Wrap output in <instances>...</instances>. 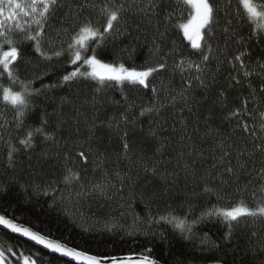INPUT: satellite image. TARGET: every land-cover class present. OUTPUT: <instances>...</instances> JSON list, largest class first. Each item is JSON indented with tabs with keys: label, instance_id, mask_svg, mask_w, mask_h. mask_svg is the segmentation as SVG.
I'll return each mask as SVG.
<instances>
[{
	"label": "trees",
	"instance_id": "1",
	"mask_svg": "<svg viewBox=\"0 0 264 264\" xmlns=\"http://www.w3.org/2000/svg\"><path fill=\"white\" fill-rule=\"evenodd\" d=\"M83 2L66 0V5L72 7L57 11L49 33L55 36L62 21L64 27L72 25L68 14ZM103 2L92 0L96 5ZM158 2L153 13H141L136 8L126 13L122 34L101 53L106 61L126 66L166 60L167 68L153 82L157 96L167 105L158 115L139 116L141 108L153 100L149 89L125 86L122 92L117 86H109L97 92L93 82L65 83L61 77L70 70L69 65L63 60H43L30 45L25 46L27 57L19 62V75L32 79L39 93L31 98L34 107L26 113L20 128L16 127L12 107L0 102V213L47 237L101 257L148 255L163 264H264V220L260 218L242 219L228 236L225 223L207 217L195 224L190 238L159 219L170 208L177 215L188 214L191 221L213 205L229 206L243 199L256 207L260 201L264 179L259 170L264 156L258 152L249 156L255 152L254 137L244 133L238 122L256 124L258 131L259 113L264 110V92L259 89L264 79L255 74L245 77L229 61L242 51L248 65L256 67L264 62V39L250 38L252 26L235 15L237 0H231V4L229 0H212L218 11L213 56L207 65L208 87L193 80L186 104H167L187 76L174 70L173 65L185 57L198 60V56L173 26L181 13L187 16L189 9L181 5L177 11L175 0ZM170 12H174L171 21L167 19ZM89 15L97 18L98 7L83 9L79 19ZM229 19L231 25L227 24ZM224 27H229L228 33ZM60 39L66 41L68 35L61 33ZM157 46L160 51L153 55ZM0 83L7 86L8 81L0 78ZM253 89L255 98L250 95ZM245 100L247 110L242 117L229 119ZM124 115L129 122L122 121ZM42 117L48 121L46 131L54 139L38 136L33 148L24 149L19 139L28 126H39ZM212 129L216 132L207 135ZM150 130L156 135H150ZM125 139L129 143L127 154L123 149ZM221 140L231 152L228 159L233 174L224 171L226 164H219ZM9 143L18 149L11 166L7 159ZM193 147L195 151L189 156ZM79 151L85 152L87 163L78 156ZM241 152L243 155L238 157ZM237 158L246 162V168L237 166ZM66 166L79 172L81 180L64 184ZM153 166L155 174L145 171V167ZM94 185L104 186V195L94 190ZM205 187L215 189L221 198L205 192ZM133 231L135 234L129 235ZM0 246L5 249L3 262L7 264H22L25 256L30 263L72 264L3 229ZM9 247L15 256L7 251ZM148 248L152 251L147 252Z\"/></svg>",
	"mask_w": 264,
	"mask_h": 264
},
{
	"label": "snow or ice",
	"instance_id": "2",
	"mask_svg": "<svg viewBox=\"0 0 264 264\" xmlns=\"http://www.w3.org/2000/svg\"><path fill=\"white\" fill-rule=\"evenodd\" d=\"M177 11L181 5L189 9L187 16L181 13V17L177 18V22L173 25L182 37L187 41L192 50L198 56V60L190 58H182L179 63L173 65L174 70H179L181 75L187 76L184 78L182 87L175 91L174 95H170L167 104L175 105L179 103L186 104L189 100V93L192 88L193 80L198 81L203 87H208L206 83L207 65L210 58L213 56V38L214 28L217 24V7L212 0H175ZM231 4V0H229ZM72 7L66 5V0H0V78H6L7 86L0 83V102L6 107L10 106L14 110V119L16 127L24 126V117L34 107L32 97L39 93V90L34 88L32 79H22L19 75V62H22L27 57L25 46L30 45L31 51L38 54L39 58L46 61L63 60L70 66V70L66 71L61 79L63 82L71 84L79 80L93 82V87L97 92L107 89L109 86H117L123 92L125 86L136 87L140 86L143 89H149L153 94L152 102L142 107L139 116L143 117L146 114H159L160 110L167 106L164 101L157 96V88L154 86V80L157 74H162L167 68L166 60L156 63L145 61L141 66H126L123 62L106 61L101 55L102 51L107 49L110 42L117 36L122 34L121 24L124 22L125 14L136 8L141 13H153L159 6L158 0H104L100 5L92 3V0H84L83 3L76 7L74 13H69V19L73 24L67 27L62 26L56 30V35L49 33L48 29L55 18L57 11L61 8ZM99 9L97 18L91 15L79 19L80 12L85 8ZM235 15L240 20H246L252 26L250 33L251 37L256 39H264V0H237V9ZM174 12L168 14L167 19H173ZM78 21V22H76ZM228 25L232 24V20L227 21ZM225 33L229 32V27H224ZM235 30H233L234 34ZM61 33H66L68 39H60ZM240 43V40H237ZM218 47V45H217ZM225 47L227 45L225 44ZM160 51L159 47H155L153 55ZM245 52H239L233 56V60L229 61L233 69H239L245 77L259 75L264 79V62H258L256 67L248 65L243 57ZM235 62H238L235 63ZM187 66L185 67V64ZM258 69V70H257ZM214 79V77L212 78ZM235 83L239 84L240 80L233 76ZM52 85H49L51 87ZM249 87L251 84L249 83ZM260 92H264V85L260 87ZM256 89H253L250 95L255 98ZM224 93L221 92V97ZM127 99V97H125ZM248 101L245 100L241 108L235 109L229 115V119L242 117L247 110ZM259 107V105H257ZM189 111L191 109L189 108ZM252 115L251 111L247 112ZM259 129L257 131L256 124H250L241 120L238 122V127L246 134L254 137L253 148L255 152L249 153L251 157L255 153H260L264 156V110L259 113ZM122 121L127 123L129 118L124 115ZM39 126H28L23 138L19 139L18 143L24 149H30L35 146L36 137H42L44 140H52L54 136L51 132L46 131L48 121L41 118ZM119 125L117 124L116 127ZM3 125H0L2 128ZM216 130L212 129L207 135H212ZM150 135L155 136V131L150 130ZM126 136V134H125ZM91 138V137H89ZM0 139H3L0 133ZM191 139V137H188ZM259 140L260 143H256ZM222 149V154L219 157L220 165H227L224 168L229 174L234 173L232 162L228 159L231 152L224 148V142L221 140L219 144ZM9 152L7 159L9 166L13 162V153L18 149L9 143ZM125 154L129 149V143L125 139L123 143ZM195 151L188 153L189 156ZM243 153H238V157ZM78 156L87 163V156L84 151H79ZM69 157H65V161ZM259 170L261 179H264V160ZM189 165L186 163L185 167ZM237 166L240 169L246 168V162L237 158ZM66 174L62 178V182L70 185L74 181L81 180L79 172L73 171L71 167L66 166ZM145 171L156 173L155 166L148 168ZM94 190L99 191L104 195L105 188L102 185H94ZM205 192H211L217 195V199L221 197L215 192V189L205 187ZM261 196L256 207H251L243 199L230 203L229 206L213 205L205 210H202L197 219L188 220V214L180 216L176 214L175 209H169L166 214H161L159 219L165 221L178 229L181 235L185 238H190L195 224L204 220L207 217L217 218L227 225V235L230 236L235 225L239 224L242 219L248 218L256 220L260 218L264 220V185L259 189ZM44 194H48V190H44ZM255 190L253 197L255 198ZM0 226L9 229L12 233H17L21 236L34 241L38 245H42L45 249L52 253H58L63 257H69L72 261L84 262V264H103L104 260H109L111 264H159V262L148 255H141L139 259L133 260V256L129 255L124 258L115 256H97L88 254L84 251L77 250L74 247H69L65 243H61L55 239H49L38 231L32 230L30 227H23L18 223H14L12 219L5 218L0 215ZM134 231L129 235H134ZM255 235V233H253ZM7 251L13 256L16 253L12 248H7ZM151 252L152 249H146ZM5 260V249L0 246V264ZM24 264H29L28 257H24ZM31 264H36V261H31Z\"/></svg>",
	"mask_w": 264,
	"mask_h": 264
},
{
	"label": "water",
	"instance_id": "3",
	"mask_svg": "<svg viewBox=\"0 0 264 264\" xmlns=\"http://www.w3.org/2000/svg\"><path fill=\"white\" fill-rule=\"evenodd\" d=\"M0 215H3L2 213H0ZM5 216V215H4ZM5 218H7V219H10V218H8V217H6L5 216ZM13 222L14 223H18V222H16V221H14L13 220ZM18 224H20V223H18ZM21 226H23V227H29V226H26V225H23V224H20ZM0 229H3V230H5V231H7L8 233H10V234H12V235H14V236H16V237H18V238H21V239H23V240H25V241H27V242H29V243H31V244H33L34 246H36V247H38V248H40V249H43V250H45L46 252H48V253H50V254H52V255H55V256H57V257H59L60 259H64V260H66V261H68V262H70V263H72V264H84V262H77V261H72L71 260V258H69V257H63V256H61L60 254H58V253H52L50 250H48V249H45L42 245H38V244H36L34 241H31V240H29L28 238H26V237H24V236H21V235H19V234H17V233H12L9 229H5L3 226H0ZM32 229V228H31ZM33 230V229H32ZM34 231H36V230H34ZM41 234V233H40ZM43 235V234H42ZM47 237V236H46ZM47 238H49V239H52V238H50V237H47ZM60 242V241H59ZM62 243V242H61ZM69 247H72V246H70V245H68ZM78 250V249H77ZM131 256H133V260H137V259H139L140 258V256L141 255H131ZM124 257H127V256H117V258L119 259V258H124ZM158 261V260H157ZM159 262V261H158ZM103 264H111V262L109 261V260H104L103 261ZM159 264H163V263H161V262H159Z\"/></svg>",
	"mask_w": 264,
	"mask_h": 264
},
{
	"label": "rangeland",
	"instance_id": "4",
	"mask_svg": "<svg viewBox=\"0 0 264 264\" xmlns=\"http://www.w3.org/2000/svg\"><path fill=\"white\" fill-rule=\"evenodd\" d=\"M29 260V259H28ZM33 261V260H32ZM6 263V262H5ZM4 262H2V264H5ZM7 264V263H6ZM22 264H24V259L22 260ZM29 264H31L30 262H29ZM219 264V263H218Z\"/></svg>",
	"mask_w": 264,
	"mask_h": 264
}]
</instances>
